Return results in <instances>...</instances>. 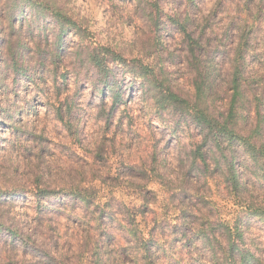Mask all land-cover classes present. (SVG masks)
<instances>
[{"label":"rangeland","instance_id":"374dc122","mask_svg":"<svg viewBox=\"0 0 264 264\" xmlns=\"http://www.w3.org/2000/svg\"><path fill=\"white\" fill-rule=\"evenodd\" d=\"M31 3L73 25L57 39L59 24L33 21ZM187 35L199 40L196 61ZM89 46L133 62V96L120 68L106 97L94 87ZM239 47L234 126H259L264 138V0H0V264H146L140 242L151 237V264H215L210 244L219 264L221 221L238 223L264 264V168L239 157L237 195L224 165L191 166L201 142L194 110L226 118Z\"/></svg>","mask_w":264,"mask_h":264},{"label":"trees","instance_id":"16d2710c","mask_svg":"<svg viewBox=\"0 0 264 264\" xmlns=\"http://www.w3.org/2000/svg\"><path fill=\"white\" fill-rule=\"evenodd\" d=\"M30 9L31 19L39 20L40 18L46 17L51 18L59 24L58 33L55 35L57 39L59 36L65 32L68 25H73V22L60 12H55L54 10H50L47 6H41V4L31 3L28 4ZM7 17L9 20H16V15L12 12H7ZM26 18V17H25ZM25 19V23H26ZM44 30V29H42ZM48 39L47 36H45ZM187 42L190 43L189 48L193 57V60H197V56L194 54L198 51L200 47V43L198 39H194L191 36H186ZM6 41V40H5ZM41 43V40H39ZM38 41H35L36 46L40 49V44ZM8 47L11 50H16L17 45L15 41L9 40L7 41ZM91 49V46L88 47V50ZM247 50V48H246ZM39 60L37 66L39 68L46 66L45 56L40 55L39 52ZM90 62L97 69L98 82L95 84V88H101L102 94L104 97L110 94V89L112 88L111 83L113 82V77L119 75L118 68L122 69V76L127 77L129 74L132 77V80L127 84L129 88L130 97L133 96L136 92V84H138V78H140V73L136 70V67L131 66L130 60H127L122 55L114 52L109 49H100V46L94 47L89 52ZM235 61L236 66L233 71L232 78V87L234 89V93L230 103V110L226 118L220 120L215 117L213 114H209L202 109H195V123L199 128L201 142L197 145H193L192 147V168H198L200 170H206L211 168L210 161L215 163V168H220L221 165L225 167V176L227 180L230 182V186L232 187L235 194H241V188L243 185V177L239 175V169L237 167L239 157L243 162L240 164H244L248 161L251 163L258 165L260 168H264V138L260 134L259 126L253 128L249 134H242L236 131L235 123L233 119L235 115H237V103L239 98L243 97V83H242V71L241 67L246 61L245 51L240 47L235 52ZM201 60H199L200 62ZM15 67L18 68L20 66V62L15 60ZM112 76V77H111ZM142 85V93L141 98L146 96L147 87L144 85L143 81H140ZM114 105H117L120 102V92H113ZM172 97L179 98L175 94H171ZM103 97V102L105 98ZM124 103L126 101H123ZM181 104H183L181 102ZM248 104L250 100L248 99ZM186 107V105H184ZM246 108L245 110H248ZM111 120H109L110 124ZM112 123V122H111ZM43 193V197H49L51 191H41ZM78 195V194H77ZM81 197L82 202L87 203L89 200L81 194L78 195ZM237 205H243L242 198L237 196L236 203ZM220 226L224 227L226 230V246H224L221 242L220 245L222 251L224 252L225 257L222 260H218L219 264H254V257L243 247V233L240 225L235 223L233 227L226 223V221L219 222ZM201 233L204 237L208 238L207 232L212 231L211 228H205L204 225L201 228ZM132 235V232L130 231ZM153 238H149L147 240H142L141 245L145 246L147 263L151 264V256H154L153 249L150 246ZM208 241L210 239L208 238ZM154 243V241H153ZM153 245V244H152ZM211 249L213 250L214 262L217 264L216 257L218 255V251H215L217 248L214 244H210ZM222 261V262H220Z\"/></svg>","mask_w":264,"mask_h":264}]
</instances>
